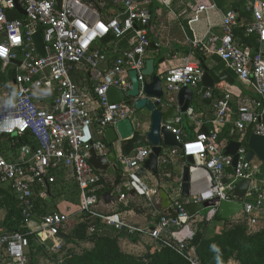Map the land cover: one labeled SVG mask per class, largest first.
<instances>
[{
	"label": "built area",
	"instance_id": "1",
	"mask_svg": "<svg viewBox=\"0 0 264 264\" xmlns=\"http://www.w3.org/2000/svg\"><path fill=\"white\" fill-rule=\"evenodd\" d=\"M216 0H0V135L20 137L13 155L0 151V182L17 199L25 223L36 216V199L47 195V187L56 183L55 173L69 170L80 193L77 212L94 216L98 223L88 225L87 234L104 226L126 235L145 233L160 247L174 249L190 264H200L186 249L194 236L192 230L182 234L197 214H189L185 206L192 203L236 199L234 190L243 179H249L241 199L242 208L231 219H244L251 226L264 225V171L255 153L248 159L249 136L264 138V0H236L239 12L229 5L221 12L219 32L208 25L204 35H193L185 53L174 54L158 63L156 74L161 80L162 96L145 95L142 74L150 45V24L159 3L170 13L190 12L188 24L197 23L203 15L218 10ZM19 7L24 14H21ZM20 17H10V12ZM40 29L43 55L36 52L34 34ZM107 36L111 40L104 41ZM127 37L124 47L118 42ZM198 54L216 55L224 63V71L238 84L229 90L226 81L212 87L202 84L203 68ZM8 70L13 75L8 77ZM130 70H135L138 93L129 96ZM192 90L194 98L209 101L211 115L205 121L207 133L201 131L202 118L194 119L191 104L184 112L177 106L181 87ZM114 87L125 94L118 102H110L107 91ZM157 101L159 108L176 105L179 128L167 126L180 144L161 146L157 156V179L154 187L137 173L151 153V146L136 145L128 153L125 139L117 138L108 145L100 137L106 127L128 119L132 132L145 135L149 116L139 112L135 102ZM148 112V111H147ZM149 113V112H148ZM193 118V136L181 129L183 118ZM100 135V137H99ZM132 137V136H130ZM237 142L236 161L225 149ZM97 154L114 152V164L122 175L116 186L119 197L124 191L143 195L150 206H156L162 183L166 184L169 208L175 216L161 210L152 227L142 229L120 217L117 212L96 214L98 191L103 186V172L87 161L88 150ZM188 157L192 161H188ZM175 158L187 166V195H181V178L173 180L171 164ZM158 197V196H157ZM216 209L203 217L213 219ZM69 212L54 211L40 216L35 234L40 243L51 241L48 250H60L65 244L60 234L69 228ZM29 239L19 232H8L0 226V264H26Z\"/></svg>",
	"mask_w": 264,
	"mask_h": 264
},
{
	"label": "crops",
	"instance_id": "2",
	"mask_svg": "<svg viewBox=\"0 0 264 264\" xmlns=\"http://www.w3.org/2000/svg\"><path fill=\"white\" fill-rule=\"evenodd\" d=\"M215 2L216 6L218 7V10H213L212 12L208 13V15H203L200 21L191 24H188L186 22V20L190 17L189 11H184L182 13L180 11H176L175 13H170L166 8H164L158 3V6L154 9V17L150 24L149 39L150 45L152 46L148 47L147 58L153 57L155 59H158L162 57L164 58V60H170L174 54L185 53L189 49L188 43L190 41V38H192L193 35H196L197 37H201L202 35H204V32L208 25H212V29L215 32H219L221 12L227 9L229 5H233V3L237 1L216 0ZM154 5H156V3H154L153 6ZM126 43L127 37H124L118 42V45L124 47ZM203 57V63L209 70L213 71L217 75L224 71V63L219 59V57H217L216 55H204ZM157 67L158 65H156V68ZM232 80V84L236 83V87L238 88L239 84L233 78ZM190 104L194 108V119L202 118L205 122L210 117L211 106L209 101L204 100L202 98L200 99L192 97V101ZM193 118H183V122L181 124V129L183 131H186L188 133V131L191 130V132L193 133ZM202 127L207 128L209 127V125L205 122ZM100 138L103 139V135ZM0 141H5V138L3 136H0ZM4 151L5 155L7 156H12L14 154L13 146H11V149L6 148ZM171 169L174 173L173 180H179L182 176L183 166L178 158H175L172 162ZM144 176L145 181L150 187H154L155 184H157V176H153L148 172ZM55 177L56 183L53 186L49 185V187H47V195L45 197H37L38 209L47 210L50 208L47 213L54 211L69 212V229L82 227L83 225L87 227V225L92 224V222L98 223L99 219H97L96 217H82L80 213L77 212L78 204L80 201V193L73 179L71 171H58L55 173ZM112 180V178H104L103 186H101L100 188V190H104V192L101 196L98 195V202L93 208L96 214H108L117 212L121 218L135 226L141 227L142 229L152 227L154 219L157 218V216L159 215L158 212L163 209L158 207V204L156 206H150L148 204V199L145 196L138 195L137 193H134L132 191H124L123 196L119 197L116 192V187L112 186ZM110 186L112 187V189H109ZM4 189L6 191H9V193L13 195L8 189V187L0 182L1 202H4V196L1 191ZM160 190H164L167 192V187L165 183H162V186L159 188L157 195L158 197L154 195V199L159 200V202L161 201L159 195ZM55 195L57 196L55 197ZM14 199L17 202V199L15 197ZM50 200H53V202H50ZM3 204L4 203H0V226H2L6 231L10 232L11 230L6 229L3 224L5 216L7 215V209ZM40 215H42V213L37 214V216H35L34 219L30 220L27 224L28 227L26 228L29 230L30 233H35V230L37 228L36 225L40 220ZM200 220L205 219H203V216H198V214H196L192 222ZM222 221L214 220L213 217L212 220L206 221V223L212 225V222H214L213 224L216 225V231L217 233H219L221 229L220 227L222 226ZM192 227L193 226L191 225V222L188 223L187 228H185L181 233L184 234L188 232V230L193 231ZM104 228L105 230H108L105 234L115 236L116 246L118 248H123L121 252L125 254L138 256L139 254L153 252L156 248H158L157 243L145 233H136L134 235L129 236L126 235L125 232L118 234L117 232L113 231L111 227L104 226ZM65 235L67 236V234ZM85 238L88 240L86 248H93L95 239L90 237ZM67 239H63V244H65V248L63 247L62 249L53 251L52 253H59L60 257H62L65 253L66 248H70V251H73L72 248H74V246L76 247L77 242H68ZM33 240V244L35 246H38V248L40 249L39 251L42 252V250H44L43 252L47 253L46 251L51 245V241L48 240L44 242V244H42L38 241L37 235L33 237ZM28 250L29 249L27 248V261L30 260ZM39 256L40 254H38V257Z\"/></svg>",
	"mask_w": 264,
	"mask_h": 264
},
{
	"label": "water",
	"instance_id": "3",
	"mask_svg": "<svg viewBox=\"0 0 264 264\" xmlns=\"http://www.w3.org/2000/svg\"><path fill=\"white\" fill-rule=\"evenodd\" d=\"M18 11L21 14L24 12L17 7ZM34 45L36 52L39 55H43V40L41 37V30L38 29L34 36ZM111 40L110 36L104 38V41ZM152 45H149L151 47ZM164 61V58L160 57L155 59L149 57L145 60V67L142 70V74L147 77V80L143 84V92L148 96H155L160 98L162 96L161 90V80L156 74V65ZM203 74H202V84L206 87L213 86L214 83L220 81H226L228 83H233V80L229 74L225 71H222L220 74H215L213 71L209 70L204 64H202ZM129 78L131 81V89H129L126 94L129 96H135L138 93V81L137 74L135 70H130ZM193 97L192 90L183 86L177 93V106H179V111L184 112L188 105L191 103ZM107 98L110 102H118L125 98V94L114 88L110 87L107 91ZM135 105L138 109L145 108L149 112L150 125L148 131L145 135H140L138 133L132 132V126L128 119L118 121L114 127H106L103 131L104 141L110 145L117 138V133L121 138H127L123 144V150L125 153H128L136 145H150L151 153L148 155V158L144 161L142 168L138 171L139 176H144L147 172L153 176L157 174V156L160 153L161 146L169 147H178L180 148L179 142L176 140L173 132L167 128V126L173 128H179L180 123H176L174 118L177 116L176 105L169 106L165 109L158 107V102H151L146 99H139L135 102ZM262 122L264 123V115L262 116ZM201 131L207 133L205 127L201 128ZM132 136V137H130ZM249 147V152L247 158L249 159L254 153L261 159L264 160V138L259 135H250L247 143ZM238 147L237 142H230L225 152L227 154L233 155V162L231 166L226 167L227 173H232V167L235 165L236 155L235 150ZM89 157L87 158L88 163L97 171H101L108 178H112V186L116 187L122 182V175L119 169L114 164V152L112 150L108 151L105 154H97L92 148L88 150ZM188 161H192L191 157H188ZM260 172L264 171V163L259 167ZM187 178H188V169L187 166H184L182 169V184H181V195H187ZM249 179H243L235 188L234 195L236 197L233 201H223L220 200L218 203L215 201H207L200 203L187 204L185 206L186 211L189 214H195L202 207L211 205L216 209V214L225 220H230L233 216L238 214L242 208L241 199L247 189ZM161 201L158 203V207L162 208L164 212L168 213L171 216L176 215V211L169 208L170 199L168 193L164 190H160ZM60 238L66 240L67 236L64 234L59 235ZM29 258V257H28Z\"/></svg>",
	"mask_w": 264,
	"mask_h": 264
},
{
	"label": "trees",
	"instance_id": "4",
	"mask_svg": "<svg viewBox=\"0 0 264 264\" xmlns=\"http://www.w3.org/2000/svg\"><path fill=\"white\" fill-rule=\"evenodd\" d=\"M156 5H151L150 8L154 10L157 7ZM233 7L239 12V17L241 18L244 13L241 11V2H235L233 3ZM10 17H20L21 15L17 12H10ZM198 58L201 61V64L203 63L204 57L201 54H198ZM13 75V72L8 70V77ZM5 77L0 72V80H3ZM188 131V130H187ZM189 136H193V133L191 130L188 131ZM5 138V141H0V151H4L6 148L11 149V146L15 144L16 140H22L25 141L28 138L27 134H24L20 137L17 136H10V135H0ZM109 189H112L110 186ZM2 194L4 196V203L3 205L7 209V215L4 219V226L6 229L11 230L10 232H19L24 235H26L29 239V247H28V255L30 257V260L26 262V264H35L38 254L41 253L39 251L40 249L38 246H35L33 237L36 236V234L30 233L29 230L26 228L28 227L27 223H25L22 215H21V209L14 199V196L9 193V191L1 190ZM104 190H99L98 195L101 196ZM38 212V213H37ZM40 216H43L44 214H47L44 209H38L37 199H36V214H41ZM37 216V215H36ZM35 217V216H34ZM34 217L31 218L34 219ZM214 220H224L221 217H219L217 214L214 215ZM229 221V220H225ZM94 222H92L93 224ZM88 227V225H87ZM87 227H76L74 229H69L67 231L68 242H77L79 239H84L85 237H90L95 239L94 241V247L90 249H85L81 253H75L72 251H67L64 253L62 257L59 258L60 264H183L186 260L184 257L179 255L174 249L166 246H161L158 250H154L153 252H147L146 254L136 257L132 255L125 254L121 252L118 247L115 244V236H110L108 234H105L106 231L105 228L102 227L100 231L87 234ZM113 231L117 232L118 234H121L122 231H116L113 229ZM232 233V232H231ZM222 234V233H221ZM217 235L213 237L212 241L209 243H205L204 248H202V242L199 241L198 243L196 241L192 242V239L188 241L186 249L189 250L192 248L193 244H196V247L199 250H207V254L211 253V249L214 248L215 250L217 248H220V246L224 245V241H228L231 245L239 242V246L241 247V251L243 254L242 260L244 264H264V231L257 235L252 236H246L242 232H233L225 233L223 235ZM86 239V238H85ZM66 241V242H67ZM44 244V243H42ZM45 249V248H43ZM199 250V254L201 253ZM44 250H42L43 253ZM256 252V253H255ZM45 253V252H44ZM255 253V254H254ZM254 254V255H252ZM181 256V257H180ZM260 257V258H258ZM175 258V259H174ZM185 260H184V259ZM257 259V261H256ZM187 264H190L188 261Z\"/></svg>",
	"mask_w": 264,
	"mask_h": 264
},
{
	"label": "rangeland",
	"instance_id": "5",
	"mask_svg": "<svg viewBox=\"0 0 264 264\" xmlns=\"http://www.w3.org/2000/svg\"><path fill=\"white\" fill-rule=\"evenodd\" d=\"M226 87L229 90H233L236 87V83H234V84H228L227 83ZM139 113L144 115L146 118H148V116H149V113L147 111H145L144 109L142 111H140ZM56 196L57 195H55V197ZM55 197H53V198H55ZM50 202H53V200H50ZM48 210H50V208L47 210H44V211L47 213ZM210 210H211V205H208V206L202 207L200 209V211L197 212V214H198V216L205 217ZM213 223L214 222H212V225H209L208 223H206L205 220L191 222V225L193 226L192 227L193 232H194L192 242L196 241L198 243L199 241H201L202 242V248H204L203 245H205V243H209L210 241H212L210 239H212L213 237H215L217 235H220L221 233H222L221 235H223L225 233L232 234L233 232H240V233L242 232L246 236H252V235L260 234L264 231V225L251 226L247 223L246 220L236 218V219H230L229 221L223 220L221 222L222 226L220 227L221 228L220 232L217 233L216 225H214ZM87 241L88 240L85 238L79 239L77 241L76 247L74 246V248H72V250H73L72 252H75L77 254V253H81L85 249H88V248H86ZM224 242H225L224 245L220 246V248H217L216 250L214 248H212L211 253H209V254L206 253L208 251L205 249L199 250L196 247V244H193L192 248H190L189 251H190L191 255L200 264H244L243 261H241L243 254L241 251V247L239 246V242L237 241L233 245H231L228 241H224ZM159 248H160V246L158 245V248H156L155 250H158ZM120 249H119L120 251L123 250V248H120ZM197 250H199L201 253L199 254V252ZM66 251H70V248L69 249L66 248L65 252ZM46 252L47 253H44V252L40 253V256L37 257L35 264H60V262L58 261L60 258L59 253L55 254V253H52L50 250H47ZM254 254H252V255H254ZM142 255H144V254H139L138 256L137 255H135V256L140 257ZM258 258H260V257H258ZM185 261H187V260H185ZM185 261L183 264H187V262H185ZM256 261H257V259H256Z\"/></svg>",
	"mask_w": 264,
	"mask_h": 264
},
{
	"label": "snow or ice",
	"instance_id": "6",
	"mask_svg": "<svg viewBox=\"0 0 264 264\" xmlns=\"http://www.w3.org/2000/svg\"><path fill=\"white\" fill-rule=\"evenodd\" d=\"M3 50L2 49H0V52H2Z\"/></svg>",
	"mask_w": 264,
	"mask_h": 264
}]
</instances>
